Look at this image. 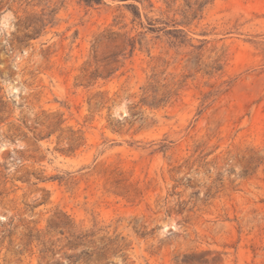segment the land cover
<instances>
[{
    "label": "rangeland",
    "instance_id": "obj_1",
    "mask_svg": "<svg viewBox=\"0 0 264 264\" xmlns=\"http://www.w3.org/2000/svg\"><path fill=\"white\" fill-rule=\"evenodd\" d=\"M0 264H264V0H0Z\"/></svg>",
    "mask_w": 264,
    "mask_h": 264
}]
</instances>
